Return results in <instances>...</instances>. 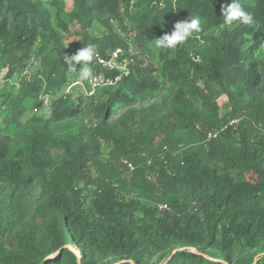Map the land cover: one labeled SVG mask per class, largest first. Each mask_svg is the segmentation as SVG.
<instances>
[{
  "label": "trees",
  "instance_id": "trees-1",
  "mask_svg": "<svg viewBox=\"0 0 264 264\" xmlns=\"http://www.w3.org/2000/svg\"><path fill=\"white\" fill-rule=\"evenodd\" d=\"M229 2L0 0V264H264V0L233 27ZM87 45L133 63L73 97Z\"/></svg>",
  "mask_w": 264,
  "mask_h": 264
},
{
  "label": "clouds",
  "instance_id": "clouds-1",
  "mask_svg": "<svg viewBox=\"0 0 264 264\" xmlns=\"http://www.w3.org/2000/svg\"><path fill=\"white\" fill-rule=\"evenodd\" d=\"M221 17L226 27L254 24L253 16L244 9L241 0H230L229 3L222 5ZM173 27L174 30L170 34H164L162 37L153 41L156 49H176L202 30L201 19L198 16L188 17L186 20L178 21ZM95 55V47L87 45L79 49L74 55L70 57L65 55L63 58L69 69L78 74V79L88 80L92 74L89 65L93 61ZM77 65L80 66L79 70L77 69ZM76 83L80 87L79 83L83 82L76 81L73 84ZM73 84H70L69 87ZM80 89L82 90L81 87ZM68 90L67 88V91Z\"/></svg>",
  "mask_w": 264,
  "mask_h": 264
},
{
  "label": "built area",
  "instance_id": "built-area-1",
  "mask_svg": "<svg viewBox=\"0 0 264 264\" xmlns=\"http://www.w3.org/2000/svg\"><path fill=\"white\" fill-rule=\"evenodd\" d=\"M132 63V54H126L122 49L114 50L106 58L96 55V64L102 71L91 74L86 84L79 83V85L86 96H91L98 88L112 87L119 83L129 74ZM215 136L209 133L207 137ZM128 168L131 170V165H128Z\"/></svg>",
  "mask_w": 264,
  "mask_h": 264
},
{
  "label": "rangeland",
  "instance_id": "rangeland-1",
  "mask_svg": "<svg viewBox=\"0 0 264 264\" xmlns=\"http://www.w3.org/2000/svg\"><path fill=\"white\" fill-rule=\"evenodd\" d=\"M67 9L70 8L71 6V3L69 1H67ZM99 32H102V28L98 27V26H94ZM35 65V64H34ZM33 65V66H34ZM32 69V68H31ZM73 80V79H72ZM75 81H82L80 79H78V75L75 77ZM13 82L12 80H7L3 77L2 73H0V101L2 100V97H1V94L3 92H7L8 90L11 91V86H12ZM70 86V85H69ZM67 87L69 90L70 93H72L75 97V96H82L84 95V92L78 88L79 86L76 84H73L71 85V87ZM78 86V87H77ZM35 100H28L26 101L25 103V107H26V114L23 116L22 118V122H24L26 119H28V117H31L32 115H35V114H45L47 113V108L43 107L41 108L40 110H37V111H33L31 110V106L34 105ZM48 106V105H46ZM0 119H1V115H0ZM0 126L2 127V125L0 124ZM10 133L12 135H15V133L17 132L16 128L14 126H11L10 129H9Z\"/></svg>",
  "mask_w": 264,
  "mask_h": 264
}]
</instances>
